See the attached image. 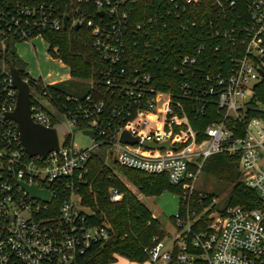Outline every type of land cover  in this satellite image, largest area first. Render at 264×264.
Wrapping results in <instances>:
<instances>
[{"label": "built area", "instance_id": "2783aa9c", "mask_svg": "<svg viewBox=\"0 0 264 264\" xmlns=\"http://www.w3.org/2000/svg\"><path fill=\"white\" fill-rule=\"evenodd\" d=\"M198 2L0 0L1 49L6 41L44 39V33L80 25L102 62L100 86L90 79L92 92L85 96L53 92L62 80L33 79L25 72L32 121L58 136V150L44 159L27 155L8 118L17 92L9 67L1 66L0 264H76L77 257L111 240L104 214L82 202L92 154L107 165L165 175L169 184L183 188L172 245L162 251V239L153 238L150 264H264L261 210L211 211L215 197L208 203L204 196L192 197L205 161L226 153L238 157L241 183L264 207V103L255 92L264 81V0H212L215 15L201 25L191 17ZM194 31H200L201 41L192 45ZM184 35L188 39L179 42ZM155 68L180 79L161 90L153 81ZM212 105L216 119L198 139L190 120L207 116ZM74 130L91 138V145L75 146ZM124 132L137 144L121 142ZM142 142L168 144L151 149ZM23 185L50 197L33 198ZM108 191L109 201L123 199L117 189Z\"/></svg>", "mask_w": 264, "mask_h": 264}, {"label": "trees", "instance_id": "16d2710c", "mask_svg": "<svg viewBox=\"0 0 264 264\" xmlns=\"http://www.w3.org/2000/svg\"><path fill=\"white\" fill-rule=\"evenodd\" d=\"M147 1L148 3H157L159 0H141L142 3ZM211 3L212 0H199L193 8L191 17L196 18L199 25L203 24L208 17L215 15ZM179 23H183V20L179 19ZM194 34L197 36L191 40L192 45L201 41L198 36L200 31H194ZM190 36L192 37V35ZM43 37L49 43L48 54L52 58L59 59L67 66L71 79L86 82L92 79L95 84L100 86L102 62L93 51L89 31L84 26L72 31L47 32L43 34ZM178 38H180L179 42L188 39L186 36ZM14 43L13 41H6L5 47L0 48V60L3 62V64L0 63V74L1 66L7 67L12 62L19 70L20 76L26 78L27 74L22 65L18 66L19 60L15 53ZM182 46L186 45L183 44ZM179 79L180 76L177 73H171L163 69L155 68L153 72L154 83L164 91L171 88L166 85L167 81H177ZM63 84L64 82L53 86L50 90L71 95L67 92L68 86ZM91 92L92 90L89 88L83 96ZM255 92L259 95L261 102L264 103V81L259 84ZM216 113L217 109L212 105L209 107L207 116L197 119L191 118L190 122L197 133L198 139L204 137L203 130L216 119ZM248 114L249 117L263 116L261 112H248ZM238 160L237 156H230L226 153L216 154L205 161L202 173L223 180L233 186L226 207L240 206L245 210L258 209L262 211L264 218V207L259 197L255 191L241 183ZM121 170L130 183L145 196H157L164 191L178 194L180 190V187L169 184L165 175L146 174L124 168H121ZM109 188H115L123 193V199L117 203L109 201ZM81 195L82 202L85 205L95 210L99 209L104 214L106 221L112 227L113 237L105 244H97L86 254L77 257L76 264H114L120 257L130 262L142 264L147 260V249L152 244V239H163L166 235V230L161 222L154 218L150 211L129 192L125 184L113 175L109 166L98 154L91 155L89 174L87 182L82 186ZM206 202L208 203L209 199ZM223 209L220 211H223Z\"/></svg>", "mask_w": 264, "mask_h": 264}, {"label": "rangeland", "instance_id": "374dc122", "mask_svg": "<svg viewBox=\"0 0 264 264\" xmlns=\"http://www.w3.org/2000/svg\"><path fill=\"white\" fill-rule=\"evenodd\" d=\"M48 48L49 43L43 38L32 39L30 42L14 43L15 53L19 60L18 66L22 65L24 71L33 79L42 77L45 81L62 80L64 84L68 86L67 92L69 94L83 96L89 90V88H91V84L86 81L71 79L67 66L59 59L52 58L48 54ZM0 63L3 64L1 60ZM73 143L77 147H88L91 145L92 140L87 136H83L79 130H74ZM108 166L111 169L113 175L127 185L129 192L150 211L154 218H157L161 222L164 229L166 230V235L161 241L163 244L162 251L169 250L174 236V216L177 210H179V197L184 195L183 188L180 187L178 194L172 193L170 191H164L157 196H145L130 183L126 175L122 172L121 168L118 167L114 162L109 161ZM232 187L233 186L231 184L223 180L201 173L194 184L192 197H215L216 201L211 211L220 212V210L227 205L228 196ZM193 205L196 206L195 202H193ZM196 215H203V213L199 212L198 214L197 211ZM203 219L206 218L203 217ZM114 264L140 263L130 262L120 257ZM142 264L150 263L147 259Z\"/></svg>", "mask_w": 264, "mask_h": 264}, {"label": "water", "instance_id": "95a60500", "mask_svg": "<svg viewBox=\"0 0 264 264\" xmlns=\"http://www.w3.org/2000/svg\"><path fill=\"white\" fill-rule=\"evenodd\" d=\"M102 13H100L101 15ZM68 20L64 18L65 23ZM80 25H76L75 29H79ZM9 74L12 81V87L17 92V100L15 110L8 115L17 127L20 136L21 145L30 157L39 156L44 159L50 152L58 150V136L53 128H44L34 123L30 117V94L29 85L20 76L19 70L10 62ZM83 134L92 136V131H83ZM121 142L129 144H137L138 139L124 132L120 139ZM168 143L155 145L154 143L142 142L141 145L146 148L159 149L167 146ZM25 191L33 198L46 202L50 195L46 191L38 190L35 187L23 185Z\"/></svg>", "mask_w": 264, "mask_h": 264}]
</instances>
